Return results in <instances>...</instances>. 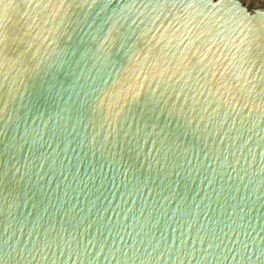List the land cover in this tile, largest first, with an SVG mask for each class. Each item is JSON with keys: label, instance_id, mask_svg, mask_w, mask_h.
Masks as SVG:
<instances>
[{"label": "water", "instance_id": "95a60500", "mask_svg": "<svg viewBox=\"0 0 264 264\" xmlns=\"http://www.w3.org/2000/svg\"><path fill=\"white\" fill-rule=\"evenodd\" d=\"M0 264H264V8L0 0Z\"/></svg>", "mask_w": 264, "mask_h": 264}, {"label": "rangeland", "instance_id": "374dc122", "mask_svg": "<svg viewBox=\"0 0 264 264\" xmlns=\"http://www.w3.org/2000/svg\"><path fill=\"white\" fill-rule=\"evenodd\" d=\"M239 1H241L248 9L264 8V0H239Z\"/></svg>", "mask_w": 264, "mask_h": 264}]
</instances>
